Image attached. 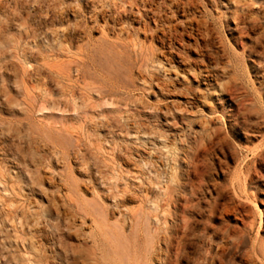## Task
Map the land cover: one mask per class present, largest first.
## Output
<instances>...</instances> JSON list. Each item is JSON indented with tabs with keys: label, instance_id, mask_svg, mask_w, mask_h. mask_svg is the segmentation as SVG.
<instances>
[{
	"label": "rangeland",
	"instance_id": "1",
	"mask_svg": "<svg viewBox=\"0 0 264 264\" xmlns=\"http://www.w3.org/2000/svg\"><path fill=\"white\" fill-rule=\"evenodd\" d=\"M0 264H264V0H0Z\"/></svg>",
	"mask_w": 264,
	"mask_h": 264
},
{
	"label": "bare ground",
	"instance_id": "2",
	"mask_svg": "<svg viewBox=\"0 0 264 264\" xmlns=\"http://www.w3.org/2000/svg\"><path fill=\"white\" fill-rule=\"evenodd\" d=\"M141 1V0H140ZM163 6V5H162ZM164 7V6H163ZM174 7V6H173ZM186 11V10H185ZM132 13V12H131ZM186 14V13H185ZM129 15V14H128ZM117 16H118V14H117ZM116 16V17H117ZM154 16V15H153ZM133 18V17H132ZM138 21V20H137ZM140 21V20H139ZM142 23V22H141ZM135 32V31H134ZM160 35V34H159ZM162 37V36H161ZM163 41V40H162ZM165 42V41H164ZM134 47V46H133ZM163 49V48H162ZM159 51V50H158ZM173 54V53H172ZM171 55V54H170ZM162 83V82H161ZM194 97V96H193ZM198 98V97H197ZM195 99V98H194ZM196 102V101H195ZM185 105H187V104H185ZM191 105V104H190ZM196 105V104H195ZM193 106H194V104H193ZM178 109V108H177ZM150 249V248H149ZM149 256V255H148ZM155 256V255H154ZM153 256V257H154ZM163 256V255H162Z\"/></svg>",
	"mask_w": 264,
	"mask_h": 264
}]
</instances>
